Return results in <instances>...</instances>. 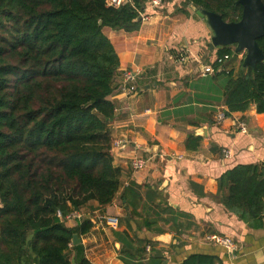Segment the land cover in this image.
<instances>
[{
	"label": "trees",
	"instance_id": "1",
	"mask_svg": "<svg viewBox=\"0 0 264 264\" xmlns=\"http://www.w3.org/2000/svg\"><path fill=\"white\" fill-rule=\"evenodd\" d=\"M264 1V0H263ZM148 0L120 7L106 0H0V264H93L83 243L94 226L89 218L68 226L67 216L96 200L110 204L119 192L122 170L114 165L108 99L120 66L103 28L135 31ZM226 21L242 18L237 0H184ZM264 53V36L258 39ZM236 58L231 46L217 59ZM217 59L213 63L217 64ZM218 65V64H217ZM216 65V66H217ZM224 88L226 114L255 104L264 114V62L244 67ZM201 139L197 137V141ZM188 146L190 145L188 141ZM196 146V145H195ZM215 198L249 226L264 225V164H237L219 180ZM131 182L122 194L134 218L142 194ZM161 213L139 229L163 233L164 224L180 236L188 215L160 200ZM126 264H167L158 242L115 231ZM150 245V251L147 246ZM75 260V262H73ZM214 255L193 253L180 264H217Z\"/></svg>",
	"mask_w": 264,
	"mask_h": 264
},
{
	"label": "crops",
	"instance_id": "2",
	"mask_svg": "<svg viewBox=\"0 0 264 264\" xmlns=\"http://www.w3.org/2000/svg\"><path fill=\"white\" fill-rule=\"evenodd\" d=\"M183 1L164 0L159 7H146L147 18L135 31L103 28L120 58L108 96L115 105L110 119L112 139H126L128 144L112 147L114 165L122 170V186L114 200L106 206L93 200L66 221L71 227L80 219L93 221L91 231L81 238L93 264H126L115 234L125 230L133 237L157 241L167 264H180L193 253L217 256V264H264V225L249 226L215 198L227 170L237 164H264V114L251 104L245 111L217 120L218 111L227 110V82L222 80L224 75L216 78L201 69L217 59V48L209 47L214 33L206 19L192 5L185 8ZM240 58L226 61L236 74L241 70ZM125 69L140 71L139 89L132 96L123 89ZM239 121L246 122V133L239 130ZM188 141L194 146L189 147ZM225 149L231 151L230 157ZM136 157L147 159V166L135 170L132 160ZM131 182L140 186L142 194L137 208L142 216L134 218L122 196ZM160 200L188 215L189 229L180 236L163 220L159 221L163 233L139 229L147 218L164 215L157 205ZM108 217L118 220L110 222ZM209 234L231 237L238 250L231 253L211 242Z\"/></svg>",
	"mask_w": 264,
	"mask_h": 264
},
{
	"label": "water",
	"instance_id": "3",
	"mask_svg": "<svg viewBox=\"0 0 264 264\" xmlns=\"http://www.w3.org/2000/svg\"><path fill=\"white\" fill-rule=\"evenodd\" d=\"M237 4L243 6L242 18L237 22L226 21L216 12L192 6L213 30L214 35L209 42L210 49L214 51L220 47L236 46L235 54L245 52L243 66L255 69L259 62H264V53L258 43V39L264 36V1L237 0ZM138 20H142L141 15ZM81 242L82 239L75 234L73 243Z\"/></svg>",
	"mask_w": 264,
	"mask_h": 264
},
{
	"label": "built area",
	"instance_id": "4",
	"mask_svg": "<svg viewBox=\"0 0 264 264\" xmlns=\"http://www.w3.org/2000/svg\"><path fill=\"white\" fill-rule=\"evenodd\" d=\"M127 0H106L108 6L112 7H120L124 2ZM164 3V0H148V3L146 7L149 8H155L159 7ZM142 19H146L147 16L145 13H141ZM234 49V48H233ZM242 53V52H241ZM235 54V49H234ZM239 54V53H238ZM237 54V56H238ZM181 61H184L186 57L184 55H181L180 57ZM230 59L229 55H226L224 58H218L217 59V66L214 64L211 65H202L201 69L204 74L212 73H221V72H229L231 69L226 65V61ZM140 71L135 69H125L122 72L123 77V89L128 95H135L138 91L139 87L137 84V80L139 78ZM216 118L219 122L223 121L226 118V112L223 109H220L216 115ZM238 128L241 132L246 133L248 131V126L245 121H239L238 122ZM128 144V141L126 139H116L115 141H112V147H120L124 148ZM224 154L226 157L231 156V151L229 149L224 150ZM148 164V160L143 157H136L132 160V167L135 170H140L146 167ZM75 213H72L67 216V219L74 216ZM107 220L110 222H116L118 219L115 217H108ZM207 238L220 246L225 247L228 251L231 253H234L238 250V243L234 241L231 237L226 235H219V234H209ZM151 246H147V250L150 251Z\"/></svg>",
	"mask_w": 264,
	"mask_h": 264
},
{
	"label": "rangeland",
	"instance_id": "5",
	"mask_svg": "<svg viewBox=\"0 0 264 264\" xmlns=\"http://www.w3.org/2000/svg\"><path fill=\"white\" fill-rule=\"evenodd\" d=\"M231 47L235 49L236 46H231ZM238 55H241V58H240V59L243 61V59H244V57H245V52L239 53ZM228 79H229L228 76H225V75L222 76V80H223V81H226V82H227Z\"/></svg>",
	"mask_w": 264,
	"mask_h": 264
}]
</instances>
